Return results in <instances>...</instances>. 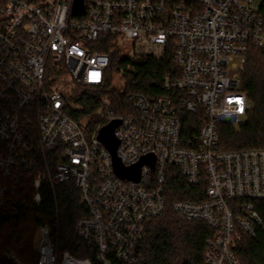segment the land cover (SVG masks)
I'll return each mask as SVG.
<instances>
[{"label":"built area","instance_id":"2783aa9c","mask_svg":"<svg viewBox=\"0 0 264 264\" xmlns=\"http://www.w3.org/2000/svg\"><path fill=\"white\" fill-rule=\"evenodd\" d=\"M0 0V215L9 182L37 171L35 201L47 181L72 183L83 216L76 237L94 245L98 264H138V245L149 221L167 210L168 178L178 171L201 201L177 200L172 209L189 223L214 230L206 264H241L235 233L264 230L255 201L264 200V148L224 152L218 126L246 123L252 108L241 91V73L254 47L264 51V19L258 0ZM173 52L180 76L167 75L168 95L153 100L131 93L133 113L117 114L104 97L92 123L76 102L85 88L102 87L112 60ZM129 56H126V54ZM131 67H120L117 81ZM93 74H98L94 76ZM246 97L243 114L232 109ZM73 114L81 116L79 120ZM190 134L185 129L186 118ZM115 129L117 157L125 168L147 161L138 181L118 176L100 142L101 129ZM42 168V169H40ZM36 264H93L59 253L51 228L37 231ZM8 264H26L7 251Z\"/></svg>","mask_w":264,"mask_h":264},{"label":"trees","instance_id":"16d2710c","mask_svg":"<svg viewBox=\"0 0 264 264\" xmlns=\"http://www.w3.org/2000/svg\"><path fill=\"white\" fill-rule=\"evenodd\" d=\"M258 1L264 19V0ZM101 50L111 57L110 77L102 87L85 88L76 100L83 108L82 115L90 118L92 123L99 120L97 111L104 97L112 101L115 113H133L129 94L139 93L150 100L168 95L163 87L164 78L167 75L180 76L172 51L156 60L142 54L122 59L120 49L114 45ZM128 65L131 69L119 79L121 84H114V73ZM241 91L248 96L252 108L243 125L218 126L220 150L224 152L264 148V51L253 47L247 55L241 73ZM72 116L75 120L81 118L78 114ZM191 121L195 118L188 116L185 129L190 134L196 132L189 130ZM173 171L166 189L167 210L163 216L148 222L145 237L138 245V264H206L208 242L213 239L214 230L201 222L189 223L172 209V203L177 200L201 201L196 193H204L206 187L192 188L178 171ZM36 175L37 171L24 173L18 181L9 182L6 205L0 215V264H8L3 259L7 251L15 253L26 264H36L35 233L43 225L51 228L59 253L69 252L76 258H90L93 264H98L94 245L79 240L75 234L77 222L85 216L78 189L69 183L53 192L45 181L39 190L41 201L37 204L33 201ZM253 203L264 223V200ZM234 240L233 249L241 264H264L262 228L253 238L237 228ZM114 264L123 263L114 260Z\"/></svg>","mask_w":264,"mask_h":264},{"label":"water","instance_id":"95a60500","mask_svg":"<svg viewBox=\"0 0 264 264\" xmlns=\"http://www.w3.org/2000/svg\"><path fill=\"white\" fill-rule=\"evenodd\" d=\"M83 6L81 0H77L76 7L74 10L75 14H78L82 11ZM121 124V121H114L109 125L103 127L99 133L100 142L108 149L113 157V167L115 173L123 178L138 181L140 177V168L147 161L146 158H143L142 161L134 167L125 168L120 159L117 157V149L119 146V141L115 137V129Z\"/></svg>","mask_w":264,"mask_h":264},{"label":"clouds","instance_id":"9594fccd","mask_svg":"<svg viewBox=\"0 0 264 264\" xmlns=\"http://www.w3.org/2000/svg\"><path fill=\"white\" fill-rule=\"evenodd\" d=\"M246 97H241L236 101L237 107L235 109H232V111L238 113V114H243L244 109L246 108Z\"/></svg>","mask_w":264,"mask_h":264},{"label":"rangeland","instance_id":"374dc122","mask_svg":"<svg viewBox=\"0 0 264 264\" xmlns=\"http://www.w3.org/2000/svg\"><path fill=\"white\" fill-rule=\"evenodd\" d=\"M126 56H129V54L127 53L126 54ZM120 81V80H119ZM119 81H117V84H121V81L119 82ZM77 92V94L79 93H82V91H76ZM99 119H100V116H99ZM35 195H36V193H35ZM35 195H34V197H33V201L35 202V203H37L36 201H35ZM38 204V203H37ZM38 231V230H37ZM37 231H36V239H37ZM35 246H37V243H36V241H35ZM36 248V247H35Z\"/></svg>","mask_w":264,"mask_h":264},{"label":"snow or ice","instance_id":"6c2138e0","mask_svg":"<svg viewBox=\"0 0 264 264\" xmlns=\"http://www.w3.org/2000/svg\"><path fill=\"white\" fill-rule=\"evenodd\" d=\"M94 76H98V74H93Z\"/></svg>","mask_w":264,"mask_h":264}]
</instances>
